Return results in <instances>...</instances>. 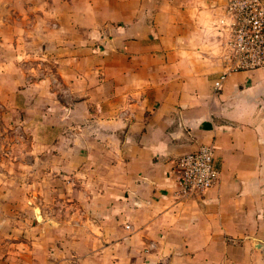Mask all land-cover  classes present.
Segmentation results:
<instances>
[{"label":"crops","instance_id":"0c3cea01","mask_svg":"<svg viewBox=\"0 0 264 264\" xmlns=\"http://www.w3.org/2000/svg\"><path fill=\"white\" fill-rule=\"evenodd\" d=\"M133 1L99 55L98 85L74 102L98 133L84 143L82 182L97 197L59 244L34 235L35 264H264V69L230 71L214 88L227 0ZM202 144L220 178L181 197L176 160Z\"/></svg>","mask_w":264,"mask_h":264},{"label":"rangeland","instance_id":"374dc122","mask_svg":"<svg viewBox=\"0 0 264 264\" xmlns=\"http://www.w3.org/2000/svg\"><path fill=\"white\" fill-rule=\"evenodd\" d=\"M136 6L0 0V257L11 256L5 264H35L42 247L36 234L52 236L54 245L67 227L81 229L84 202L97 197L83 188L84 143L98 133L86 131L74 102L98 85L110 32L129 22Z\"/></svg>","mask_w":264,"mask_h":264},{"label":"built area","instance_id":"2783aa9c","mask_svg":"<svg viewBox=\"0 0 264 264\" xmlns=\"http://www.w3.org/2000/svg\"><path fill=\"white\" fill-rule=\"evenodd\" d=\"M217 28L225 72L215 89L230 71L264 69V0H227ZM176 167L181 197L204 193L216 185L221 173L213 144L180 155Z\"/></svg>","mask_w":264,"mask_h":264},{"label":"water","instance_id":"95a60500","mask_svg":"<svg viewBox=\"0 0 264 264\" xmlns=\"http://www.w3.org/2000/svg\"><path fill=\"white\" fill-rule=\"evenodd\" d=\"M264 249V245L261 246Z\"/></svg>","mask_w":264,"mask_h":264}]
</instances>
